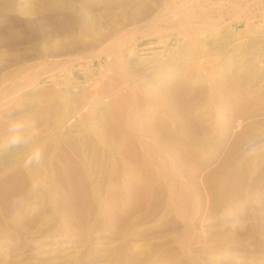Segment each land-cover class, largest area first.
<instances>
[{
	"label": "rangeland",
	"instance_id": "obj_1",
	"mask_svg": "<svg viewBox=\"0 0 264 264\" xmlns=\"http://www.w3.org/2000/svg\"><path fill=\"white\" fill-rule=\"evenodd\" d=\"M117 31L126 72L97 55L105 35ZM194 42L201 43L198 53L190 50H198ZM138 57L148 63L131 70ZM164 58L187 61L189 68L205 59L199 73L194 66L191 72L210 82L228 69L235 78L221 81L215 98H190L196 117L183 107L177 108L179 121L168 116L176 134L189 136L198 157L208 161L195 177L191 161L175 162L166 149L159 152L162 165H132L85 128L91 122L78 127L90 109L99 118L108 108L126 109L129 100H116L118 90L149 79L148 68ZM115 85L118 90L111 88ZM226 89L243 97L229 131L219 104ZM10 113L26 115L41 128L38 142L45 154L33 169L44 185H36L21 167L27 149L0 154V264H264V152L244 156L248 139L264 143V0H0V135ZM134 113L127 119L138 126ZM238 120L244 125L234 131ZM217 123L215 132L208 129ZM242 130V143L234 148ZM78 160L91 165L92 181L85 183L73 169ZM124 163L141 173L146 193L136 191L108 205L106 190L119 178L125 182ZM160 168L177 174L162 176ZM14 174L20 181L5 189L3 180ZM170 180L187 186V198L195 195V202L186 199L189 208L181 205L182 211L169 200Z\"/></svg>",
	"mask_w": 264,
	"mask_h": 264
},
{
	"label": "bare ground",
	"instance_id": "obj_2",
	"mask_svg": "<svg viewBox=\"0 0 264 264\" xmlns=\"http://www.w3.org/2000/svg\"><path fill=\"white\" fill-rule=\"evenodd\" d=\"M120 33H122V32H120ZM231 33H233V32H231ZM112 34L113 35L112 36L110 35V37H106V35H105V39L102 41L103 42L102 48L99 50L97 55L99 57L108 56L110 58V62L112 63V65L117 66V67L120 66L119 68L121 70V69L125 68V66H126V59L124 58L125 57L124 56L125 55V51H122V43H121V39L119 38L121 34H119L118 31L117 32H113ZM107 35H108V33H107ZM230 36H232V35H230ZM190 38H191V36H190ZM194 43L197 45L198 50L194 49V47H192L190 50H192V52L198 53L199 46H200L201 43L200 44H199V42H194ZM182 47H185V46H182ZM187 50H189V49H187ZM200 52L203 53L205 51H200ZM206 52H207V50H206ZM227 55H229V54H227ZM197 58H198V56H196V59ZM146 60H148V59L143 58V57H138L134 61L136 65H131L130 66L131 70L138 71L139 69L144 68L143 64L148 63V62H145ZM203 60L205 61V59H203ZM203 60L201 58H200V60H198V66L197 65L194 66V62H192L191 68H189V63L187 61L179 63L178 61H173V60H172V62H168L169 60L167 58L158 59L156 65L155 66H151L150 68H148L150 70L146 71V75L149 77V79L146 78L147 80L143 79V80H140L138 82H133V80L130 79L133 83L131 85H129L130 88H128V90L126 92H120L119 93L118 85L117 86L115 85L116 88L111 86V88L113 90H118V93H117L118 96L116 97V100H118V99H120V100L128 99L129 100V103H130L129 106L130 107L127 106L129 104L128 103L126 105L127 106V108H126L127 110L122 108V107H120L118 109L119 111L115 112L114 108L111 107V109H109L107 107L108 109L106 110V112L101 115L102 117L104 116V118H102V117L99 118L97 113H93L92 109H90L86 113H84L83 121L81 122V124L80 123L78 124V127L83 126L86 121L91 122L92 125H84L85 128L90 129L94 134H97V136H100L102 139H105V142L107 144H110L111 147H113V149H116L122 158L127 157L130 161L131 160L134 161V163H132V165H135V164H138V163L147 164L149 161L152 164H154V165H160L161 162L164 161V158L162 160V156H163L162 153L163 152L161 153L162 155L159 154V152L160 151H164V149H166L167 150V155H168L167 156L165 154L166 157L167 158L171 157L172 158L171 160L175 159V162L176 161L181 162L182 160H186L187 163H188V161L189 162L191 161L194 164V165L192 164L194 166V170H192V172H193V175H194L193 177H195L196 174L198 173V170L200 169V167L203 164H207L208 161H206L204 159L202 160V159H200L198 157V153L195 150L194 145H193L194 143L191 142V138L189 136H187L186 139H183V138L179 137L176 134V132H175L176 128L174 129L173 128L174 126L173 127L171 126V122L169 121L168 116L174 117V120L179 121L180 114L178 113L177 108L183 107V110H185V112L189 116H195L196 117V114L194 113V111L197 112L198 108H196L195 105H193L190 102V98H192V99L195 98L196 99L197 97H199L200 99L205 100L204 102H206V100H209V99H211L213 97L215 98V93H216L217 89L219 88V84H222V83H220L221 81L226 82V81H230V80L235 79V78H233L230 75L232 73H229L230 72L229 70H231V69H228L227 72H224V70H223V73H219V75L216 74L217 76L215 78L212 77V78H214V79H212L213 82H210V79H208L207 76H204L203 73H202L203 76H201L202 74H200V76H198V73L201 71L200 70L198 72V69L202 65L204 66V64L206 63V62L203 63ZM229 61H230V59H229ZM227 63L228 62L226 61V65H228ZM141 65H142V67L140 68ZM205 66H206V64H205ZM192 67L197 69V72H198L197 75L194 74L195 70L192 71L194 73L191 72ZM126 68H127V66H126ZM229 68H230V66H229ZM203 69H205V68H203ZM120 70H119V72H120ZM180 71H182V73L184 72L185 74L184 73L183 74L185 76H183V74H181ZM123 72H126V71H124V69H123ZM205 73H206V71H205ZM193 74L195 76H198V79H196L193 76L196 79L195 82H197V85H195L196 83L192 82L193 81L192 80V75ZM210 74L208 73V75H210ZM125 75H126V73H125ZM213 75H215V73ZM127 80L128 79H126V81L125 80H123V81H125V83H126ZM239 82H241V81H239ZM126 84H128V83H126ZM222 88L223 87H221L220 89L222 90ZM223 91H224L223 92L224 94L221 95L223 97L219 101V104H220V106H222L224 108L223 110L226 112L225 116L227 117V119H225L222 122L224 124L223 126L227 129V131H229V127L231 125L230 124V122H231L230 118L232 117V115L234 114V111L236 110L235 109V107H236L235 105L239 104L240 101H241V98H243V97L241 96L240 93H237V92H232V91L230 92L227 89L223 90ZM210 96H213V97H210ZM244 99H247V97L244 98ZM213 101L214 100H212V102ZM210 103H211V101L209 102V104ZM243 103H246V102H242V104ZM207 105L208 104H206V108H207ZM244 105H246V104H244ZM104 106H106V105H104ZM202 108H204V107H202ZM206 108H205V110H206ZM218 108H217V110H218ZM223 110L221 111L222 113H223ZM122 111L123 112L126 111L124 116H123V114L120 113ZM201 111H204V109L201 110ZM211 111H212V109H211ZM213 111H214V109H213ZM215 111H216V109H215ZM257 112H260V110L257 111ZM133 113H134L135 117L137 116V118L140 121V122L138 121L139 122L138 126L134 125L133 123H130L129 120H128L129 116L131 117V115ZM215 114H218V113L215 112ZM245 114H246V112H245ZM247 114H250V113H247ZM243 115L244 114L240 115V116H242V119H243ZM240 116H239V118H240ZM253 116H254V114H253ZM233 117H234V115H233ZM250 117L251 116H249V118ZM255 117H256V115H255ZM95 118H98L97 121H99V123L95 122V124L97 126L95 124H93L94 123L93 120ZM191 118H193V117H191ZM220 118H221V116H220ZM245 118L246 117H244V119ZM219 119H217V120L219 121ZM233 119L231 118V120H233ZM244 119H243V121H244ZM134 120L136 121L137 119L135 118ZM184 120H186V119H184ZM251 120H249V121H251ZM188 121H190V120H188ZM212 121H214V119ZM236 121H237V119H236ZM246 121H248V120H246ZM210 123H211V121L208 122V124H210ZM219 124L218 123L216 124V125H218V126H216V128L212 127L213 126L212 125L208 129H213L214 132H215V130L219 128V126H220ZM241 124H243L242 120H238V124L234 125L235 128H233V130L240 128L238 126L241 125ZM233 130H232V134L235 133L234 132L235 130L234 131ZM240 132H241V135H240L239 132H237V133H239V136L235 139V142H233L234 143V145H233L234 148L239 147L240 144L242 143L241 141L243 139H241V137H243L242 136L243 135L242 134L243 130L240 131ZM183 133H185V132H183ZM210 133H212V132H210ZM228 134L231 135V132H229ZM187 135H189V134H187ZM141 145H144V147H146V149L141 148ZM148 148H152V150H155V152H158L159 155H157V153H155V152L154 153L156 155H154L153 151L152 150L150 151V149H148ZM131 149H135V150L132 151ZM138 149H139V151H137ZM22 153H24V152L22 151ZM165 160H167V159H165ZM169 161H167V162H169ZM170 163H171V161H170ZM130 164H131V162H130ZM166 164L167 163L165 162V165ZM132 165L129 167V165L125 166V163H124L122 165V167H121L122 168L121 174H123L121 176H125L126 177L125 182H120L121 179L119 178L118 182H115L114 186H110L108 189L106 188L107 190H106V195L105 196H106V202H107L108 205H111L112 203H115L121 197H129L132 193H134V192L136 193V191H140L143 194L146 193L145 181H144V179L140 178L142 176H141V173L137 172L138 170L136 172L134 171V168H133ZM165 165H163V166H165ZM163 166H162V168H163ZM72 167H73V169L76 172H78V174L80 175V178L85 183H88L89 181H92L91 177L93 175V170H92L91 165L85 163L84 161L78 160V161L72 162ZM170 167H168V168H170ZM162 168H160V173L159 174L163 176L165 174L166 170L163 171L164 169L162 170ZM173 168H174V166H173ZM158 170H159V168H158ZM172 170L173 169H171L170 172H172L171 174L174 176V173L177 170L174 173H173ZM170 172L169 173L166 172L165 175H168V174L171 175ZM19 173H22V171H20ZM179 173H180V171H179ZM199 173H200V171H199ZM199 173H198V175H200ZM28 174H29V178H31V180L36 185H38V186L44 185V183H42L41 176L39 175V173L35 169H33V168L29 169L28 170ZM137 174L138 175L140 174V176H138ZM175 174H177V173H175ZM11 175L9 177H6L3 180L2 184L5 187V189H10V188L14 187L18 183L17 181L18 180L20 181V179H18L19 175H15V174H14L15 176H11ZM76 175H77V173H76ZM191 175H192V173H191ZM224 175L227 176L226 174H224ZM177 176L178 175H176V178H177ZM186 176L190 177V175H186ZM228 176H229V174H228ZM167 178H169V177H167ZM179 178H180V176H179ZM166 180H168V179H166ZM191 180L194 181L192 176H191ZM225 180H226V178H225ZM169 183H168L169 186L167 187L168 188L167 190H168V194H169V200L171 199V201H174V203H172V204L173 205L174 204L179 205L178 207L180 209H182V211H183V209H185V208H182V207L187 206L189 208V206H190V205L188 206L189 201L187 202L186 199H189L187 197H189L188 194H191V193L188 192L187 186L183 185V184H180L181 182L180 183L178 182L179 184H177V182H175V180H173V181L170 180ZM50 188L51 187H49V189ZM91 191H92V193L94 195L98 196L99 190L96 187L92 186L91 187ZM49 193H51V191H49ZM196 193H197V191H196ZM198 194H196V196ZM193 197H195V195ZM193 197H190V198L193 199ZM192 199H189V200L191 201ZM194 199H193V201H194ZM196 201H197V197H196ZM190 204H192V203L190 202ZM181 205H183V206L181 207ZM178 207H176V209ZM193 209L196 210V208H193ZM178 211H179V209H178ZM188 211L190 213L191 208L188 209ZM184 212H187V211H184ZM178 214H180V213H178ZM182 215H184V213ZM186 215H187V213H186ZM184 217H186V216H184Z\"/></svg>",
	"mask_w": 264,
	"mask_h": 264
},
{
	"label": "clouds",
	"instance_id": "obj_3",
	"mask_svg": "<svg viewBox=\"0 0 264 264\" xmlns=\"http://www.w3.org/2000/svg\"><path fill=\"white\" fill-rule=\"evenodd\" d=\"M41 128L26 115L10 113L7 118L6 133L0 135V154H15L21 149H27L23 154L21 167L25 170L42 165L45 150L38 142ZM264 152V143L257 138H250L244 146L245 158L255 157Z\"/></svg>",
	"mask_w": 264,
	"mask_h": 264
}]
</instances>
